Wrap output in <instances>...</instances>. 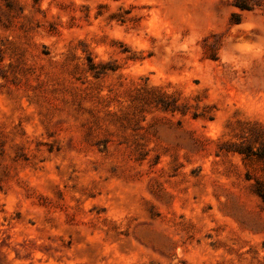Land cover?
<instances>
[{"label": "rangeland", "instance_id": "1", "mask_svg": "<svg viewBox=\"0 0 264 264\" xmlns=\"http://www.w3.org/2000/svg\"><path fill=\"white\" fill-rule=\"evenodd\" d=\"M246 1L0 0V264H264Z\"/></svg>", "mask_w": 264, "mask_h": 264}, {"label": "trees", "instance_id": "2", "mask_svg": "<svg viewBox=\"0 0 264 264\" xmlns=\"http://www.w3.org/2000/svg\"><path fill=\"white\" fill-rule=\"evenodd\" d=\"M233 5L235 7L240 8L241 10H250L249 2L246 0H234ZM89 68L87 71L91 73L92 76L97 77L100 72L96 70L95 64L90 60L89 62ZM101 68L102 71H105L106 68L103 65H97ZM157 106H159L160 110L163 112H169L171 114L179 113L181 115H184L183 105H180L178 103V99L174 97L173 95H165L160 94L157 102ZM196 108H198V104L196 105ZM202 116L205 119H210L205 115H200L197 113H192V118L196 119L198 117ZM246 150H236V153L248 157V156H255L256 159L260 162H264V143L261 145L259 150L257 152H252L249 150V148H245ZM254 193L261 199V201L264 203V182L256 180L254 184Z\"/></svg>", "mask_w": 264, "mask_h": 264}]
</instances>
